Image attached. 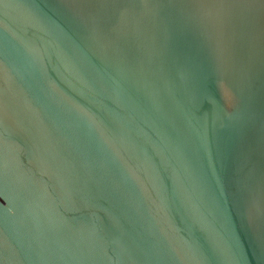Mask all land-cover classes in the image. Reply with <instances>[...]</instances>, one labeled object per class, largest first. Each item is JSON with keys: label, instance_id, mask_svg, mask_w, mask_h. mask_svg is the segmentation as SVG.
<instances>
[{"label": "water", "instance_id": "95a60500", "mask_svg": "<svg viewBox=\"0 0 264 264\" xmlns=\"http://www.w3.org/2000/svg\"><path fill=\"white\" fill-rule=\"evenodd\" d=\"M0 264H264V0H0Z\"/></svg>", "mask_w": 264, "mask_h": 264}]
</instances>
